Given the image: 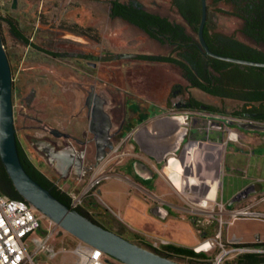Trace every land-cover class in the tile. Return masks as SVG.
Here are the masks:
<instances>
[{
	"label": "rangeland",
	"instance_id": "374dc122",
	"mask_svg": "<svg viewBox=\"0 0 264 264\" xmlns=\"http://www.w3.org/2000/svg\"><path fill=\"white\" fill-rule=\"evenodd\" d=\"M138 1L152 13L158 14L173 22L183 23L179 15L171 7L169 0ZM12 2L13 0H0V15H10L17 20L19 27L29 37V42L37 47L34 48L31 45L16 41L10 36L7 27L2 24L3 44L9 59L13 83H15L13 106L15 112V127L17 129L16 136L35 167L48 179L55 180L59 177L58 173L35 147V141L41 137V133L35 131L34 127L36 123L26 119V115L37 116L36 109H40L43 106V115L46 116L49 124L52 123V114L54 113L53 104L58 98V90L54 85L55 78L51 70L59 69L68 74L72 73L71 70L74 61L70 57L53 60L44 51L57 52L61 51V48L64 51L69 49L74 51L80 50L83 44H75L66 40L70 39L69 34H75L93 41L94 43H91L92 48H105L107 51L112 52L167 55L171 52V47L150 39L142 31L119 18H110V0H16L15 9L11 7ZM220 8L222 10H228L225 6H220ZM206 23L213 26L215 31L234 36L247 45L256 46L240 33L241 22L236 18L211 10ZM62 36L66 37V39H63ZM131 41H135L136 43L127 45ZM256 47L264 50L262 46ZM123 63L125 69L136 67L137 69L132 71L134 73L138 69L140 71H148L151 68L149 65H137L135 62L129 64L123 61ZM157 65L154 68H157ZM161 69L163 70L159 73V77L166 79L165 84L167 81L183 83L180 75L170 66L169 68L163 66ZM157 81L160 82V80ZM32 88L36 90V95L31 104V108L27 110L24 109L23 98L28 95ZM189 93L203 106H212L220 111V113L211 116L210 112L203 109L196 110L195 113H192L194 114L192 115L193 121L196 122L193 128L211 127L212 123L216 122L227 134L232 135L233 133H237L236 130L238 129L228 125L227 120L238 119L233 116V113L241 109V104L228 99L213 98L198 90L190 89ZM28 126L33 128L26 130ZM258 135H264V133ZM45 137L51 139L48 136ZM233 139L236 140V136ZM129 150V146L123 147L116 154L117 160L115 159L113 164H108L105 172L108 174L114 172V170L116 172L121 170L118 165L121 166L123 164L120 162L119 156L127 153ZM186 172H188L187 175H193L191 170H187ZM93 175L90 176L89 180L92 179ZM193 177L195 178V183L198 184L200 180L199 174H194ZM72 180L71 178L67 179L66 183L62 185L63 189L75 195L81 194L85 190L87 182L79 186H74ZM105 181L104 179L100 184L92 188L83 201L87 213L108 230L130 242H138L147 250H150L151 244L154 243L161 248L162 243H165L162 241H166L171 244L200 251L205 255L204 258L211 257L218 252V249L209 248L203 243L208 238L215 236L220 221L230 223L223 226V244H225V237L227 235L231 236V234L240 236L245 240L251 239L254 234H261L264 237V219L258 217L237 216V218L232 219L230 214L223 216L214 215L213 227L206 229L203 223H205L206 219H209L208 216L213 215V213L220 211L222 208L212 201H205L204 203L202 198L198 199L197 205L195 204L196 200H193L194 204L188 200H180V204L193 211L177 213L175 210H172L164 218L154 217L150 214V207L154 203L150 199H146L148 203V206H146L142 200L143 197L138 196L135 190L129 185L124 186L108 181L105 185H109L108 183L113 185V187H110V193H106L104 190L107 187H103L104 190L98 195L97 190ZM114 195L120 198V203L112 201V196L114 197ZM254 202L259 203L256 206V213L264 215L262 213L264 212V200L259 201L255 199ZM91 203L98 204V208L93 210L89 206ZM247 203L250 204L251 202ZM245 205L246 203L242 204V206ZM253 209L250 208L249 210L255 212V207ZM204 211L207 212L204 215L205 217L200 216L199 213H205ZM37 214L41 216L38 212ZM197 216L202 221L198 225L192 222ZM40 227L38 236H49L47 243L53 249V254L46 256L43 252H37L35 242L31 243L29 245V252L31 255H35L34 260L38 264L80 263L81 260L77 254V247L80 245V241L55 224H51L43 217L40 219ZM205 231L206 234H203ZM230 239L232 238L230 237ZM226 248L230 249L231 247L226 246ZM103 258L110 264H119L114 259L105 255ZM204 258H201V261ZM179 262L180 264H194L187 259L179 260ZM233 264H237V262Z\"/></svg>",
	"mask_w": 264,
	"mask_h": 264
},
{
	"label": "flooded vegetation",
	"instance_id": "af4514ba",
	"mask_svg": "<svg viewBox=\"0 0 264 264\" xmlns=\"http://www.w3.org/2000/svg\"><path fill=\"white\" fill-rule=\"evenodd\" d=\"M69 35L70 39L62 37L71 43L83 44L80 50L69 49L64 51L61 48V51L57 52L48 51L47 53L44 51L53 60L70 57L74 61L72 73L68 74L59 69L51 70L55 78L54 85L58 90V98L53 104L52 123L49 124L46 116L43 115V106L36 109L37 116L26 115V119L36 123L35 131L41 133V137L35 141L36 149L41 152L59 175L55 180L49 179L53 183V188L68 195L69 193L63 189L62 185L70 178L73 179L74 186L87 182L85 186L89 187V178L95 170L102 163L105 164V169L108 164H113V161L117 160L116 154L126 146H129L130 150L119 156L120 162L123 164L118 165L121 169L119 172L123 171L130 177L133 173L139 174L143 177H150V180L155 181L157 177L153 176L144 167V165L150 167L147 159L151 161L152 159L139 155V148L133 139L135 133L155 118L188 115V135L189 130L196 124L192 118V115H194L192 113L197 110L195 108L196 103H199V108L205 111H207L208 106H203L189 93L190 89L182 78L180 79L183 83L167 81L165 84L166 79L164 77L160 78L159 73L163 70L161 67L166 66L169 68V65L139 59L140 55L153 54L112 52L107 51L105 48L95 49L91 47L93 41L75 34ZM135 43V41H131L127 45ZM123 61L129 64L135 62L137 65H149L151 68L148 71L138 69L134 73L132 71L137 68L129 67L125 69ZM156 64H158V67L154 68ZM157 80H160V82ZM14 90L15 83L12 82V104ZM35 95L36 90L32 88L28 95L23 98L24 109L31 108ZM210 115L213 116L216 113L210 112ZM13 120L16 136L14 106ZM212 125H218V123L213 122ZM27 128L25 129L30 130L33 127L28 126ZM105 129L111 148L106 150L105 158L95 167L96 134L103 132ZM131 132V136L126 137ZM45 136L51 139H47ZM16 141L21 145L17 136ZM123 161L125 162L123 163ZM162 166L163 164L156 165V167ZM108 174L106 173V176ZM91 189L85 192L83 201ZM83 201L78 209L86 211ZM89 206L93 210L98 208L96 203H91ZM152 207L155 208L156 206L152 205ZM184 211H188L187 207H184ZM163 213L168 216L170 209H168V213L166 211ZM206 214L207 212L199 213L203 217ZM227 214L223 213L221 216ZM214 215L220 214L216 212L208 216L209 219H206L203 223L206 229L213 227ZM192 222L198 225L202 221L197 216ZM203 234H206V231ZM231 238V241L251 246L264 240L261 234H254L249 240L235 236V234H231Z\"/></svg>",
	"mask_w": 264,
	"mask_h": 264
},
{
	"label": "trees",
	"instance_id": "16d2710c",
	"mask_svg": "<svg viewBox=\"0 0 264 264\" xmlns=\"http://www.w3.org/2000/svg\"><path fill=\"white\" fill-rule=\"evenodd\" d=\"M169 1L173 10L183 21L182 24L148 11L138 0H110L109 17L119 18L142 31L150 39L171 47V52L167 55H140L139 59L169 65L187 83L189 89L198 90L213 98L228 99L241 104V109L234 111V117H247L251 121L264 123V67L241 65L207 55L198 40L202 14L201 1ZM205 1L207 20L211 10L236 18L241 22L240 33L256 46L264 47V0ZM220 6H225L228 10H222ZM2 24L7 27L10 36L16 41L37 48L29 42V37L13 17L0 15L1 37ZM203 38L209 51L217 55L264 62V50L247 45L234 36L215 31L214 27L207 23L203 29ZM45 52L48 53V51ZM199 106L200 104L196 103L195 108L199 110ZM207 111L220 113L212 106H208ZM16 143L20 162L27 174L43 188L48 189L60 202L70 207V197L53 188V183L35 167L19 142L16 141ZM0 194L11 199L23 200L15 191L1 161ZM76 210L100 225L83 209ZM132 243L145 248L138 242ZM150 251L178 263H180L179 260L200 259L205 256L200 251L171 243L163 244L159 250L150 249ZM260 263H264V258L256 254H245L237 262V264Z\"/></svg>",
	"mask_w": 264,
	"mask_h": 264
},
{
	"label": "water",
	"instance_id": "95a60500",
	"mask_svg": "<svg viewBox=\"0 0 264 264\" xmlns=\"http://www.w3.org/2000/svg\"><path fill=\"white\" fill-rule=\"evenodd\" d=\"M200 1L202 14L198 28V40L205 53L232 63L264 67V62L230 58L209 51L203 38V29L207 21L206 1ZM11 7L15 9L16 0H13ZM12 82L11 67L0 34V161L15 191L22 199L50 223L60 227L81 243L114 259L119 264H180L142 248L92 222L76 209H71L60 202L48 189L43 188L27 174L17 152L13 120ZM187 118L188 115L163 116L155 118L147 125L142 126L133 137L139 151L152 159L155 166L167 163V157L171 154H176L186 139L188 130ZM227 124L244 132L264 133V123L227 120ZM105 131L106 129L96 134L95 167L105 158L106 150L111 148ZM144 167L150 173H153V170L156 171V167L150 168L145 165ZM252 192V187L244 189L234 197L232 203L246 199ZM159 208L155 207L150 212L159 218H164L165 214Z\"/></svg>",
	"mask_w": 264,
	"mask_h": 264
},
{
	"label": "crops",
	"instance_id": "0c3cea01",
	"mask_svg": "<svg viewBox=\"0 0 264 264\" xmlns=\"http://www.w3.org/2000/svg\"><path fill=\"white\" fill-rule=\"evenodd\" d=\"M236 132L237 139L231 140L229 134L219 124L206 128H192L180 150L169 155L167 163L162 167H156L146 158L150 168L156 167V171L153 170L152 173L157 177L155 181L139 174L133 173L130 177L123 171H114L106 176V181L102 183L97 193L99 195L104 190L103 187H107L104 191L110 193V187H113L111 183L124 186L130 184L136 194L143 197L146 206H148L146 199H150L154 206L160 207L161 212L168 213L170 209L180 213L184 211V206L179 203L180 189L185 183L182 177L188 174L187 170H191L193 175L198 173L200 176L197 191L200 190L199 194L204 203L212 201L222 208L218 214L246 208L254 210V207L257 212L256 206L259 203L254 200H264V135L240 130ZM139 155L146 156L141 152ZM193 175L191 183L196 185ZM108 181L111 183L105 185ZM248 187H252L253 192L246 199L232 203L234 197ZM114 197L112 196V201L120 203V198L115 195ZM244 203L246 205L242 206ZM150 214L153 215L151 212Z\"/></svg>",
	"mask_w": 264,
	"mask_h": 264
},
{
	"label": "built area",
	"instance_id": "2783aa9c",
	"mask_svg": "<svg viewBox=\"0 0 264 264\" xmlns=\"http://www.w3.org/2000/svg\"><path fill=\"white\" fill-rule=\"evenodd\" d=\"M235 120L251 121L249 119L238 118ZM132 132L126 137H130ZM233 138L236 134L233 133ZM229 134V136H232ZM233 139L232 137H229ZM237 138V136H236ZM105 164L102 163L94 172L92 179L90 180L89 187H86L84 192L79 195L69 193L68 196L71 199L70 208L77 209L82 205L83 197L88 189L98 185L104 178H106V172L104 168ZM185 183L181 186L180 197L182 200H188L195 204H198V199L200 197V190L197 191L199 185H193L191 183V176L185 175L183 177ZM199 183V182H198ZM190 206V205H189ZM188 211H193L188 209ZM232 219L237 218V216H250L263 218L256 212H251L249 208L233 211L230 213ZM36 210L29 205L24 200L11 199L5 195L0 194V264H38L34 260V254H30L29 245L35 242L36 251L43 252L46 256H51L53 254V249L48 245L47 240L49 236L46 237L38 236L40 233V219ZM53 224V223H51ZM229 222L223 223L219 222V228L215 233L213 238H208L203 244L207 245L209 248L218 249V252L211 257H203L204 260L200 259H187L194 264H233L238 262L240 257L245 254H256L264 258V240L255 245H248L245 243L231 241L229 235L225 237V244L222 242V229ZM167 244V243H162ZM226 246H230L227 249ZM150 249L159 250L160 247L156 243L151 244ZM77 254L80 257L79 264H110L104 260L100 251L80 243L77 247Z\"/></svg>",
	"mask_w": 264,
	"mask_h": 264
},
{
	"label": "bare ground",
	"instance_id": "6f19581e",
	"mask_svg": "<svg viewBox=\"0 0 264 264\" xmlns=\"http://www.w3.org/2000/svg\"><path fill=\"white\" fill-rule=\"evenodd\" d=\"M196 202V201H195ZM202 204H203V201H202Z\"/></svg>",
	"mask_w": 264,
	"mask_h": 264
}]
</instances>
